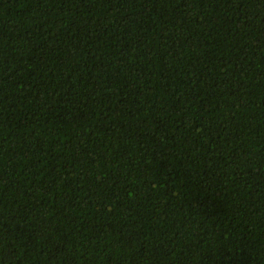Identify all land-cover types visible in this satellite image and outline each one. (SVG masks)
Here are the masks:
<instances>
[{
	"label": "trees",
	"instance_id": "obj_1",
	"mask_svg": "<svg viewBox=\"0 0 264 264\" xmlns=\"http://www.w3.org/2000/svg\"><path fill=\"white\" fill-rule=\"evenodd\" d=\"M0 264H264V0H0Z\"/></svg>",
	"mask_w": 264,
	"mask_h": 264
}]
</instances>
